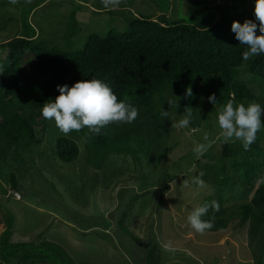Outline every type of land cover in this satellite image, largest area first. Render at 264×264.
<instances>
[{
	"label": "trees",
	"instance_id": "obj_1",
	"mask_svg": "<svg viewBox=\"0 0 264 264\" xmlns=\"http://www.w3.org/2000/svg\"><path fill=\"white\" fill-rule=\"evenodd\" d=\"M181 1L180 6L177 1L175 17L167 15L166 6H158L162 13L157 18L133 13L124 30L90 34L83 47L75 49L62 47L37 33L38 28L28 17L40 5L39 0L22 7L21 24L11 33L7 29L13 17L9 15L7 22H0V52L6 54L0 57V147L14 146L17 157L37 152L42 131H47L51 121L42 116L41 109L46 101H54L59 95L57 85L71 86L93 78L107 83L118 99L127 95L139 115L131 124H110L102 129L106 134L83 135L80 131L71 132L70 137L60 136L53 153L64 162L80 156L78 139H82L87 150L105 147L103 160L121 149L139 151L147 160L143 164L151 170L154 158L159 164L166 157L172 115L183 116L186 106L193 109L190 124L194 127L208 124L217 117V108L233 97L245 106L255 101L264 107V54L243 60L247 47L231 30L233 21L243 24L250 19L259 25L252 1L224 0V5L216 4V0ZM75 14L76 11L70 14L65 39L79 28ZM1 15L2 11L0 18ZM23 64L36 76L24 72ZM255 85L260 88L259 93ZM188 86L193 92L190 98L185 97ZM213 93L216 106L208 101ZM162 110L168 112L167 117L162 116ZM228 148L231 157L227 161L209 149L206 155L211 161L196 171L195 176L203 172L202 179L214 184V193L200 205L219 203V211L210 208L202 219L215 217L214 226L208 229L211 231L225 229L237 218L241 224L251 223V239L259 235L263 238L257 246L261 252L256 259L257 264H264V171H260L264 161L256 160V156H264V129L257 133L249 150L240 141L232 142ZM12 178L13 185H17L14 174ZM240 189L244 197L252 192L250 201L239 207H225L230 192ZM120 226L124 233L140 239L124 222ZM14 252L6 254L7 259L19 256V251ZM152 255L149 253L147 264H156Z\"/></svg>",
	"mask_w": 264,
	"mask_h": 264
},
{
	"label": "rangeland",
	"instance_id": "obj_2",
	"mask_svg": "<svg viewBox=\"0 0 264 264\" xmlns=\"http://www.w3.org/2000/svg\"><path fill=\"white\" fill-rule=\"evenodd\" d=\"M39 1L28 20L38 28L37 33L67 49L82 48L90 34L124 30L133 13L157 18L162 13L158 6H166L167 15L175 17L178 7V0H122L115 9L106 8L101 0ZM217 2L224 5V0ZM27 5L24 0L15 5L0 0V22L13 17L8 33L20 26L21 9ZM74 11L79 28L65 39ZM5 55L0 52V57ZM22 69L36 76L27 64ZM255 91L260 92L257 85ZM181 118L172 115L166 157L159 164L154 158L151 170L143 164L147 160L139 151L118 149L122 152L103 160L105 147L87 150L82 139H78L80 156L72 162L62 161L53 150L57 138L65 135L54 120L46 132L42 131V143L32 155L17 157L14 146L2 144L0 214L6 225L0 234V260L5 264H147L151 253L156 264H257L261 252L257 246L263 238L251 239V223L241 224L237 218L225 229L206 230L204 234L188 223L190 211L214 193L211 182L205 181L204 188L190 184L196 171L211 161L206 153L197 159L194 147L203 143L208 133L215 141L212 154L226 160L231 157L228 147L232 142L225 143L219 136L215 116L206 125L172 128V122ZM80 133L86 135L88 129ZM256 160L264 161V156H256ZM184 180L189 186H184ZM229 197L225 207H239L250 201L252 192L244 197L241 189L233 190ZM120 222L140 239L124 233ZM169 242L174 251L165 250ZM14 251H19V256L7 259L6 254L14 255Z\"/></svg>",
	"mask_w": 264,
	"mask_h": 264
},
{
	"label": "clouds",
	"instance_id": "obj_3",
	"mask_svg": "<svg viewBox=\"0 0 264 264\" xmlns=\"http://www.w3.org/2000/svg\"><path fill=\"white\" fill-rule=\"evenodd\" d=\"M13 5L19 0H9ZM30 4L31 0H25ZM106 8H118L122 0H101ZM216 4H219L216 0ZM254 16L259 25L253 20L246 19L243 24L233 21L231 30L236 39L247 47L242 53L243 60L247 61L254 56L264 54V0H255ZM257 29L260 35H257ZM59 95L55 100L49 99L43 104L41 114L45 119L54 120L56 127L67 136L72 131L88 129V135H102V132L110 124H131L139 115V109L135 107L130 98L125 95L118 99L112 88L101 79L80 80L69 86L68 84L57 85ZM193 96L191 86L186 89L185 97ZM180 98L178 97V100ZM208 101L214 106L218 101L215 94L208 97ZM169 105L172 101L168 102ZM176 106L179 108V103ZM192 108L185 107L184 114L178 122H172V128H188L192 119ZM162 116L167 117L168 112L162 110ZM264 107L253 101L245 106L244 103H236L234 97L217 108V121L221 129L219 136L225 143L240 141L247 151L255 142L257 133L264 129ZM203 143H197L193 149L197 159H200L215 143L210 139L208 133L203 136ZM204 173L192 178L191 183L204 188L205 181L202 179ZM175 183L174 181L172 184ZM185 187L189 181L184 180ZM219 211V203L211 201L193 208L188 215V223L191 228L199 234L214 226L215 217L203 220L209 209ZM6 225V224H5ZM166 251H174L171 242L164 245ZM1 261V260H0Z\"/></svg>",
	"mask_w": 264,
	"mask_h": 264
},
{
	"label": "built area",
	"instance_id": "obj_4",
	"mask_svg": "<svg viewBox=\"0 0 264 264\" xmlns=\"http://www.w3.org/2000/svg\"><path fill=\"white\" fill-rule=\"evenodd\" d=\"M10 191H13V189H11ZM14 194L18 198L21 197V195L18 192H16V191H14ZM3 228H5V220H4V217H2L1 214H0V234H1V231L3 230ZM0 264H5V263H3L2 261H0Z\"/></svg>",
	"mask_w": 264,
	"mask_h": 264
},
{
	"label": "crops",
	"instance_id": "obj_5",
	"mask_svg": "<svg viewBox=\"0 0 264 264\" xmlns=\"http://www.w3.org/2000/svg\"><path fill=\"white\" fill-rule=\"evenodd\" d=\"M66 223V222H65Z\"/></svg>",
	"mask_w": 264,
	"mask_h": 264
}]
</instances>
